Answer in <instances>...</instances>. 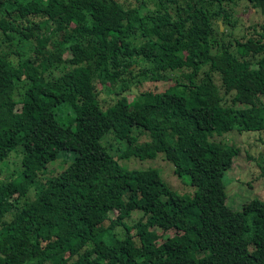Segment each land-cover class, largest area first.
Here are the masks:
<instances>
[{"label": "trees", "instance_id": "16d2710c", "mask_svg": "<svg viewBox=\"0 0 264 264\" xmlns=\"http://www.w3.org/2000/svg\"><path fill=\"white\" fill-rule=\"evenodd\" d=\"M154 1L0 0V264H264V199L226 202L240 148L214 138L264 130V23L224 39L237 0ZM160 154L192 196L121 163Z\"/></svg>", "mask_w": 264, "mask_h": 264}, {"label": "rangeland", "instance_id": "374dc122", "mask_svg": "<svg viewBox=\"0 0 264 264\" xmlns=\"http://www.w3.org/2000/svg\"><path fill=\"white\" fill-rule=\"evenodd\" d=\"M124 2L126 6H132L139 4L140 0H121ZM149 7H155L154 0H145ZM227 7H230L234 16L237 18L236 27L231 30L230 34H226L224 39L237 40L241 36V32L245 34V29L252 30L250 27L256 23H264V12L260 4H253L248 0H237L230 4L225 3ZM42 17L36 16L35 19L39 21ZM220 21L222 23H220ZM218 22L220 24L219 28L222 31L225 29L229 30L230 25L224 23L222 18H218ZM38 23V22H37ZM42 30V29H41ZM249 32V31H248ZM145 38V36L140 35L136 41H141ZM24 50L28 51V47H25ZM138 67H143L150 69L152 66L149 62H145L143 60L138 59ZM133 67H136L134 64ZM174 72H168V76L170 78L168 80H151V79H143L141 82L133 85V91L138 90H153V91H163L168 86L174 84ZM214 77L217 84H220V77L218 73H214ZM142 79V78H141ZM109 87L112 88L114 86V81L112 80V76H108ZM99 98H110L111 93H109V89H104L101 83H98ZM221 89V87H220ZM59 114L62 116V111L59 109ZM146 136H141L140 139L144 140ZM221 140L226 141L227 143H232L237 145L240 148L238 155L234 158L232 167L227 171L225 175V179L227 181L226 186V202L235 209L241 207L243 202L253 197H260L264 199V130H245V131H237L235 129H229L220 136L216 135V137ZM104 140V138H103ZM17 149L11 152L9 157L1 163V167L5 171H9L10 173H17L21 170V156L18 155ZM71 159V154L66 153L59 158L58 160H54L49 163L48 169L44 172L45 175H51L59 172L63 166H65ZM121 163L128 167L135 168H148V167H156L160 170L162 177L171 186L175 191L177 190L180 194H184L187 196H192L195 185L190 183V177L179 176L174 171V165L172 162L167 160L163 154H160L156 158L153 159H140L135 156L130 158H124L121 160ZM42 174V173H41ZM42 174L41 176H45ZM34 194V189L29 191V195L32 196ZM139 216L138 213H134L130 220L137 219ZM107 223V221L105 222ZM158 233H163L162 229L157 228ZM167 235H172L174 233L173 230H169L166 232ZM164 235V233H163ZM135 238V236H134ZM161 238L160 240H162ZM137 244V239H134ZM134 251V248L131 249Z\"/></svg>", "mask_w": 264, "mask_h": 264}, {"label": "water", "instance_id": "95a60500", "mask_svg": "<svg viewBox=\"0 0 264 264\" xmlns=\"http://www.w3.org/2000/svg\"><path fill=\"white\" fill-rule=\"evenodd\" d=\"M220 23H222L221 21H220ZM221 29V28H220Z\"/></svg>", "mask_w": 264, "mask_h": 264}]
</instances>
